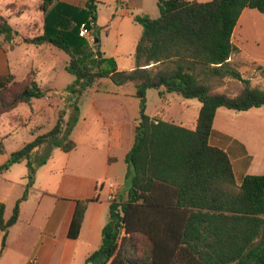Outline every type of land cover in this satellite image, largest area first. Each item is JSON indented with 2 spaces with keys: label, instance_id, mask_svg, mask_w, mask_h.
<instances>
[{
  "label": "trees",
  "instance_id": "16d2710c",
  "mask_svg": "<svg viewBox=\"0 0 264 264\" xmlns=\"http://www.w3.org/2000/svg\"><path fill=\"white\" fill-rule=\"evenodd\" d=\"M98 3L87 0L78 7L43 0V33L24 39L25 44L52 45L70 56L66 69L76 81L65 90L64 105L73 115L67 121V110H62L53 129L0 166V172L23 161L28 167L26 190L8 221L0 203L2 249L38 169L54 148L67 153L77 148L70 136L80 119V98L97 82L110 79L117 87L135 86L140 113L135 143L125 159V194L112 200L102 244L85 264H264V175H247L238 185L229 152L211 142L219 108L242 112L264 107V90L252 87L229 62L238 50L233 35L242 14L246 9L264 14V0H159V18L134 17L143 35L132 71H119L116 61L100 50ZM83 24L92 30L94 42L98 38L96 49L79 35ZM18 33L0 15V49L4 43L14 47ZM213 78L236 79L242 87L236 96L212 93ZM14 83L12 74L0 77V104L11 88L17 89L12 106L32 105L47 95L37 79ZM149 90L199 100L196 129L150 117ZM44 148L48 154L35 163L34 155ZM5 153L0 141V154ZM91 201L77 202L70 238L80 236Z\"/></svg>",
  "mask_w": 264,
  "mask_h": 264
},
{
  "label": "crops",
  "instance_id": "0c3cea01",
  "mask_svg": "<svg viewBox=\"0 0 264 264\" xmlns=\"http://www.w3.org/2000/svg\"><path fill=\"white\" fill-rule=\"evenodd\" d=\"M62 1L80 7L87 2ZM117 1L122 8L130 6L129 0ZM237 51L238 53L235 52L229 60L233 67L234 61L244 58L242 48L238 47ZM104 56L110 58L105 53ZM249 61L264 67V61ZM117 67L119 71H132L136 68V60H132L128 70H120L118 63ZM242 76L250 81L252 87L264 90V76L255 72L250 76ZM227 79L232 78H213L210 82L211 92L236 96L242 82L239 81V85H235L236 89L230 91ZM101 81L86 91L91 93L92 97L90 116L81 114L72 132L77 148L68 153L55 148L52 157L38 169L35 185L27 200L21 204L19 219L9 230L5 248L2 249V243L0 244V264H85L86 258L100 248L111 202L115 197L124 194L128 169L125 159L135 143L139 118L130 115L125 106V102L134 95L121 93L119 90L103 92L99 86ZM215 82L221 84L219 90L214 89ZM160 97L163 102L170 104V93H164ZM185 101L184 105L190 108V112L193 108L191 125H188L185 113L180 123L170 119V111L166 109L162 110L161 117L148 115L195 130L202 104L197 99ZM168 107L170 108V105ZM243 117L248 118L247 128L256 136L255 150L249 135L245 137L237 131L236 126L243 121ZM228 119L231 120L230 131L222 125L223 120ZM214 131L211 142L229 152L238 185H241L247 175H264V107L242 112L221 107L214 120ZM2 155H7V151ZM7 160L8 157L5 156L0 161V166ZM27 184L26 161L0 172V203L5 205L6 221L12 217ZM79 200L93 201L88 203L80 236L72 239L68 232ZM0 233L3 236L2 231Z\"/></svg>",
  "mask_w": 264,
  "mask_h": 264
},
{
  "label": "rangeland",
  "instance_id": "374dc122",
  "mask_svg": "<svg viewBox=\"0 0 264 264\" xmlns=\"http://www.w3.org/2000/svg\"><path fill=\"white\" fill-rule=\"evenodd\" d=\"M98 1L97 25L100 28V49L118 63L120 70H128L132 60H135L137 42L143 35V27L134 21V17L159 18L161 15L159 0H129L130 6H125V8H122L117 0ZM197 1L208 2L211 0ZM42 5L43 0H0V15L8 17L14 29L19 32L15 36L14 47L4 43L0 49V77L7 78L12 74L15 83H22L26 78L31 77L37 79L42 88L47 90V95L34 100L32 105H11L10 102L17 93V89L11 92L13 90L11 88L8 90L9 93L2 96L4 103L0 104V141L7 151L5 156L8 158L12 153L32 142L37 136L53 129L62 110H67L65 117L67 121H70L73 115L67 105H64L66 103L64 100L65 90L76 81V77L66 69L70 62V56L52 45L35 46L24 43L25 38H32L43 33L45 15ZM89 42L92 49H96L95 42L91 40ZM233 42L237 48H242L244 57L234 61V67L245 76H250L254 72L264 76V67H259L256 63L249 61L251 59L264 61V14L254 9L245 11L234 32ZM262 65L264 66V63ZM227 82L230 91L235 88L236 84L239 85V80L236 79H227ZM101 83L99 86L103 92L119 90L121 93L134 95L125 102V106L130 115L139 117L140 100L135 96L136 88L133 84L117 87L110 79H104ZM220 86L221 84L218 82L213 84L215 90H219ZM91 98V93L88 92L80 98V115L90 114ZM184 102H186L184 98L170 94V104H167L163 102L159 91L150 90L148 114L153 117H161L162 110L166 109L170 111V119L180 123L181 117L185 113L188 125H191L193 123L191 115L193 108L190 112V108H186ZM242 120L236 126L237 131L245 137L249 135L252 148L255 150L256 136L247 128L248 118L243 117ZM220 122L222 120L218 122V126ZM223 123L222 125L230 131L231 120H223ZM70 138L73 139L72 134ZM259 150L262 151L261 148ZM47 154L48 152L44 148L34 155L33 161L37 163ZM5 156L0 154V161ZM2 238L0 233V244Z\"/></svg>",
  "mask_w": 264,
  "mask_h": 264
},
{
  "label": "built area",
  "instance_id": "2783aa9c",
  "mask_svg": "<svg viewBox=\"0 0 264 264\" xmlns=\"http://www.w3.org/2000/svg\"><path fill=\"white\" fill-rule=\"evenodd\" d=\"M79 35L85 39H87L88 41H94V37H93V34H92V30L86 25V24H83L81 27H80V31H79Z\"/></svg>",
  "mask_w": 264,
  "mask_h": 264
},
{
  "label": "water",
  "instance_id": "95a60500",
  "mask_svg": "<svg viewBox=\"0 0 264 264\" xmlns=\"http://www.w3.org/2000/svg\"><path fill=\"white\" fill-rule=\"evenodd\" d=\"M98 42V38L95 40V43H97Z\"/></svg>",
  "mask_w": 264,
  "mask_h": 264
}]
</instances>
